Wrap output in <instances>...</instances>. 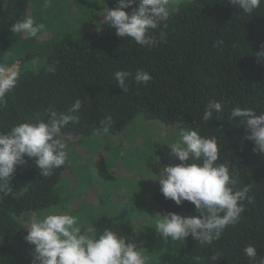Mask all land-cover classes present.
<instances>
[{"label": "trees", "instance_id": "obj_1", "mask_svg": "<svg viewBox=\"0 0 264 264\" xmlns=\"http://www.w3.org/2000/svg\"><path fill=\"white\" fill-rule=\"evenodd\" d=\"M44 1L0 0V64L18 62L20 74L17 87L0 105V131L36 118L46 120L49 105L67 112L80 99L82 108L73 113L74 122L62 129L61 135H94L100 121L108 116L112 124L104 132L115 135L141 116L214 137L219 147L217 163L229 166L234 190L250 186L254 202H245L239 223L226 228L219 240L201 245L189 236L176 252L161 254L159 262L250 264L243 252L247 245L257 248V256L264 255V154L253 151L254 143L245 139L248 132L239 125V118L229 119L231 109L237 106L251 107L257 115L264 111V58L257 55L264 52V3L248 15L229 0L182 2L171 10L167 27H162L166 42L145 48L129 38L118 37L115 29L100 18L103 12L78 11L76 0L59 17L72 25L66 26L54 43L53 33L51 40L36 42V37L27 35L23 39L22 34L10 31L17 20L29 16L47 26L52 9L41 10ZM116 4L117 0H109L108 7L115 8ZM159 31L152 32L157 39ZM53 63L54 74L47 71ZM138 69L152 76L147 85H137L130 79L127 92L116 86L115 71L134 74ZM209 100L221 102L223 111L203 121ZM25 159L27 163L17 165L12 176L11 191L0 193V264H32L34 246L25 242L27 228L19 217L58 204L55 186L68 167L66 161L45 178L39 175L33 160ZM178 163L176 157L165 160L162 168ZM97 165L107 175L104 158L97 160ZM149 203L157 214L199 215L190 202L177 206L165 199L160 189L151 194ZM105 228L135 243L132 226L124 218L101 216L93 221L94 236Z\"/></svg>", "mask_w": 264, "mask_h": 264}, {"label": "clouds", "instance_id": "obj_2", "mask_svg": "<svg viewBox=\"0 0 264 264\" xmlns=\"http://www.w3.org/2000/svg\"><path fill=\"white\" fill-rule=\"evenodd\" d=\"M103 21L106 26L115 29L118 37L129 38L145 48L155 47L166 42L167 34L162 30L171 15L174 0H117L115 8H109L102 0ZM243 13L252 15L260 8L264 0H229ZM48 6V0L45 7ZM130 9V11H126ZM31 16L17 20L10 31L15 34H27L36 37L44 29ZM160 29L159 38L152 34ZM222 41H217V44ZM264 58V52L257 53ZM49 73L56 72L55 63L47 66ZM20 74L15 65L0 64V105L18 85ZM116 86L128 91V81L137 85H147L152 76L138 69L118 70L113 73ZM83 106L76 99L67 112L58 111L49 105L47 119L36 118L12 125L6 131H0V193L11 191L10 183L17 165L33 160L39 175L49 177L54 169L65 165L68 151L61 139V131L70 122H74L73 113ZM223 111V105L209 100L204 106L203 121L213 119L214 113ZM239 118V125L248 135L245 139L254 143L253 151L264 154V111L251 107H234L230 111L231 120ZM112 117L100 121V128L94 134L107 131ZM174 143L167 140L162 145L170 148L180 163L164 166L159 177L160 192L177 206L184 201L194 205L198 216H184L175 212L157 214L154 230L165 242L182 241L191 236L201 245H211L219 240L224 230L239 223L246 210V203L252 204L254 197L249 195L250 186L234 190L235 180L227 164L217 163L219 147L216 139L200 135L198 130L181 127L175 134ZM162 137L168 136L165 129ZM155 180V179H154ZM79 218L58 209L45 210L38 220H33L24 240L34 246L32 264H148L136 243L124 236L105 228L98 236L84 234L78 223ZM250 264H264V255L257 256V248L247 245L243 249Z\"/></svg>", "mask_w": 264, "mask_h": 264}, {"label": "rangeland", "instance_id": "obj_3", "mask_svg": "<svg viewBox=\"0 0 264 264\" xmlns=\"http://www.w3.org/2000/svg\"><path fill=\"white\" fill-rule=\"evenodd\" d=\"M74 1L48 0L47 7L46 1L43 6L40 4L41 10L49 8L52 11L46 20L47 26L37 34L36 42L49 40L53 33L50 40L54 43L58 40V34L65 31L66 26L72 25L59 17L64 16ZM186 1L189 0H174L172 10ZM104 3L108 6L109 0H104ZM75 4L82 13L86 10H98L101 13L104 7L102 0H76ZM92 20L96 22V18ZM53 25L54 29L50 28ZM72 28L76 29V26ZM26 36L22 34L23 39ZM179 128L177 125L168 127L159 121H147L137 116L121 133L115 135L107 132L91 136L61 135L67 146L68 167L55 186L59 202L48 209L25 213L19 219L28 229L33 220H38L45 210L58 209L78 217L82 232L94 236L92 224L96 218L119 216L132 226L134 241L148 258V264H160L161 254L176 252L185 241L172 242L169 239L165 242L156 233L154 221L159 217L150 209L149 203L151 194L160 189L156 176L160 175L162 163L175 158L170 148L162 144L166 140L174 143ZM165 129L168 136L162 137L161 132ZM100 158L105 160L107 175L97 165ZM178 214L189 216L185 212Z\"/></svg>", "mask_w": 264, "mask_h": 264}, {"label": "built area", "instance_id": "obj_4", "mask_svg": "<svg viewBox=\"0 0 264 264\" xmlns=\"http://www.w3.org/2000/svg\"><path fill=\"white\" fill-rule=\"evenodd\" d=\"M12 65H15L16 69L19 71V63L18 62L13 63Z\"/></svg>", "mask_w": 264, "mask_h": 264}]
</instances>
